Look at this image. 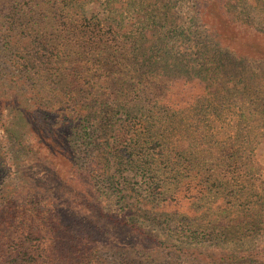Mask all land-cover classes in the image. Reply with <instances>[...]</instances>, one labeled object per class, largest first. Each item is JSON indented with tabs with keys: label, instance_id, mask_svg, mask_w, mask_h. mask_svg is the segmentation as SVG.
I'll return each instance as SVG.
<instances>
[{
	"label": "trees",
	"instance_id": "1",
	"mask_svg": "<svg viewBox=\"0 0 264 264\" xmlns=\"http://www.w3.org/2000/svg\"><path fill=\"white\" fill-rule=\"evenodd\" d=\"M91 2L0 0V121L4 109H22L37 142L19 140L39 170L52 167L46 157L54 148L93 186L115 193L129 211L144 212L153 204L146 195L161 185L146 171L156 165L143 162L166 145L152 127L166 124V116L177 122L201 98L194 84L204 86V77L232 75L216 64L220 44L241 56L264 53L237 50V28L219 0H198L188 15L150 1L149 12L139 13L142 8L117 0L115 13L98 16ZM6 162L0 141V172ZM21 172L20 185L0 186V264H97L79 221L71 225L66 212L44 202L40 176L31 183L28 171ZM55 178L69 185L59 173ZM28 188L37 190L35 197H25ZM260 255L264 249L227 257Z\"/></svg>",
	"mask_w": 264,
	"mask_h": 264
},
{
	"label": "rangeland",
	"instance_id": "2",
	"mask_svg": "<svg viewBox=\"0 0 264 264\" xmlns=\"http://www.w3.org/2000/svg\"><path fill=\"white\" fill-rule=\"evenodd\" d=\"M125 1L142 8L139 13L149 12V1L166 3L171 13L179 15H188L198 4V0ZM219 2L237 28V50L264 53V0ZM119 4L94 0L92 13L104 16L108 9L115 13L112 6L116 9ZM216 64L232 75L204 77V86L194 84L201 98L177 114V122L166 116V124L156 122L152 127L163 132L166 143L163 152L154 150L143 162L156 165L146 171L156 173L161 185L160 192L146 195L149 202H156L153 210L151 204L144 212L129 211L123 199L93 186L54 148L51 153L44 148L52 167L39 170L19 140L37 142L20 108L13 113L4 109L1 115L0 141L7 162L0 186L11 190L20 185L21 171H28L31 183L33 176H40L45 189H39V195L44 193L49 207L66 212L71 225L79 221L82 240L88 241L97 264H264V255L227 257L264 249V58L237 55L220 44ZM153 117L162 119L158 113ZM57 173L67 187L55 178ZM36 191L28 188L25 197H35ZM162 204L182 210L163 211Z\"/></svg>",
	"mask_w": 264,
	"mask_h": 264
}]
</instances>
